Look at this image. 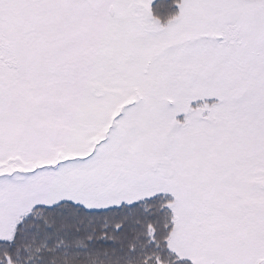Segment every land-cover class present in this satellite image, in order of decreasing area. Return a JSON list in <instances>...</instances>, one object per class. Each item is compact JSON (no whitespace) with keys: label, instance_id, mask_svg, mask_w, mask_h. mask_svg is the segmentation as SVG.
Instances as JSON below:
<instances>
[{"label":"snow or ice","instance_id":"1","mask_svg":"<svg viewBox=\"0 0 264 264\" xmlns=\"http://www.w3.org/2000/svg\"><path fill=\"white\" fill-rule=\"evenodd\" d=\"M0 264H264V0H0Z\"/></svg>","mask_w":264,"mask_h":264}]
</instances>
